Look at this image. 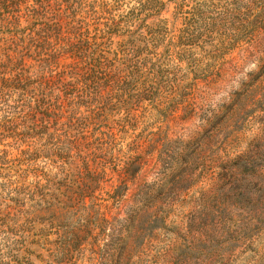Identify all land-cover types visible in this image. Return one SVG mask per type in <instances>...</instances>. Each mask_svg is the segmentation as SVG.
Instances as JSON below:
<instances>
[{"label":"rangeland","instance_id":"374dc122","mask_svg":"<svg viewBox=\"0 0 264 264\" xmlns=\"http://www.w3.org/2000/svg\"><path fill=\"white\" fill-rule=\"evenodd\" d=\"M43 1L59 26L33 44V79L123 78L139 46L159 86L147 97L102 86L97 101L70 106L57 82V123L30 87L20 116L31 118L17 124L39 127L22 145L0 141V155L22 158L30 144L25 182L47 173L56 199L19 205L0 184V264H264V0ZM11 21L0 20L1 61L16 56ZM43 118L56 127L45 133ZM84 188L94 191L82 201Z\"/></svg>","mask_w":264,"mask_h":264},{"label":"trees","instance_id":"16d2710c","mask_svg":"<svg viewBox=\"0 0 264 264\" xmlns=\"http://www.w3.org/2000/svg\"><path fill=\"white\" fill-rule=\"evenodd\" d=\"M25 1L27 0H0V20L7 17L10 18L12 20L13 30L7 29V32H13V35L19 37L14 49L16 56L7 55L6 60H0V110L4 113L2 118L4 126L3 130L0 128V141L6 138H12L14 139L15 144L20 145L25 143L27 137H32L33 131H36V127H39L36 122H33V126H27L23 123L24 129L20 130V127L17 124L18 119H21L24 122L26 119L31 118V113H26L20 116L23 109L30 106L31 98L36 95V93L30 89L31 86H34V84L37 83L42 88V92L39 93L40 99L36 100V104L39 108H44V115L55 108L53 112L56 117V123L58 118L63 115L59 112L60 107H55L59 102L61 93L58 91L59 88L56 86V83L62 82L61 79L54 82H46L44 84L37 79H33L32 76L29 75L30 66L27 65V59L32 55L30 54V51L33 44L37 42V40L42 39L43 41V38L44 40L48 39L50 37L49 32L51 28L53 26H59V24L58 22L49 23L44 20L49 11L43 0H35L34 4L28 6L27 11L24 14H21L20 6ZM199 16L201 17L200 37L202 38L205 33L203 31L207 29L206 26L208 24L203 22V20L206 19L203 12L199 11ZM22 18H24L25 23L28 24L20 28V20ZM31 19H33L32 22H30ZM160 21L161 20H159V22ZM42 32L44 33V36H42ZM155 33L157 35L165 36L168 33L167 27L161 25L155 30ZM188 39H195V35ZM26 40H28L27 43ZM189 41L193 42L180 43L182 45L196 44L194 40ZM202 41L203 43L207 42L204 38H202ZM35 46L38 48V45ZM133 51L135 53L129 60L131 62V69L123 78H114V76L105 72H99V74L85 72L79 74L75 81L62 82L64 94L69 100L68 104L70 106H81L82 104L92 102L93 100L97 101L102 86H104V88L111 87L112 92H116V94H123L127 90L130 91L131 88L135 86L140 89L139 93L144 97L151 96L155 91L154 88L159 86V83L155 81L156 74L150 75L148 73V75H145L143 65L148 61L147 56L142 57V50L139 46H134ZM45 62L47 66H53L56 63V60L49 57V59H45ZM51 71H53V69H51ZM101 81H104V83L101 84ZM27 94H30L31 97L28 98ZM100 97L103 102L105 98L102 96ZM52 127L56 126H51L50 121L44 119L42 124L44 132L46 133ZM76 142L77 140L75 139L70 141L72 148L77 147ZM27 145L29 146L27 149H21L23 155L22 158L7 159V151H3L2 154L4 155H0V178L4 179L0 184L8 188L7 199L15 201L19 205H24L26 202H32L34 200L36 204L42 202L46 203L49 201L47 196L56 199L54 193L50 192L49 194L47 191L50 189L47 187V184H50V179L47 177V173H43V178L47 180V184L41 182L43 178H38V174H35L37 179L32 182L34 183V187L25 182L29 169H22L21 164L33 166L36 159V157L30 152V144ZM71 156V154L67 155L68 161L66 163H69V158ZM83 163L84 166L88 165L85 157ZM5 164L9 165L5 166ZM85 168L87 170L88 166ZM12 170L15 171V174L17 173L18 179L12 178ZM93 191L94 190L84 188L79 194L80 199L84 201L87 196L93 195ZM36 196H39V198L37 199Z\"/></svg>","mask_w":264,"mask_h":264}]
</instances>
